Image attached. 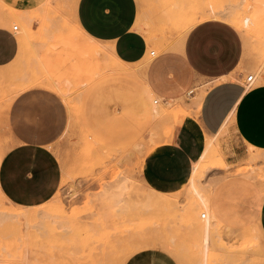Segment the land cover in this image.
Instances as JSON below:
<instances>
[{
  "label": "rangeland",
  "instance_id": "1",
  "mask_svg": "<svg viewBox=\"0 0 264 264\" xmlns=\"http://www.w3.org/2000/svg\"><path fill=\"white\" fill-rule=\"evenodd\" d=\"M78 3L47 0L40 9L28 12L12 6L10 10L0 0V19L13 16L21 29L23 51L47 43V35L53 36L47 44L46 57L53 61L49 66L41 59L34 61L31 48L13 73L10 66L0 70V157L12 144L7 116L20 92L47 85L58 89L67 110L69 107L66 129L52 147L62 166V185L53 199L39 206L55 209L58 215L29 229L23 224L22 238H3L0 226V264H125L148 248L167 251L178 264H199L202 254L194 222L205 220L201 213L206 210L194 211L196 220L186 218L185 206L194 198L187 187L189 177L175 190V196L150 194L153 187H173L148 183L142 157L129 148L135 131L144 125L125 113V100L133 95L132 87L141 88L142 78L108 70L103 47L95 45L72 16ZM210 8L223 11L240 31L244 41L242 82L246 83L248 74L256 78L250 88L246 84V91L263 84L264 0H142V31L151 42L149 49L158 52L170 47L185 36L187 18L194 12L209 13ZM15 10L27 15L30 22L17 17ZM34 20L40 22L39 33L33 29ZM109 60L117 65L116 59ZM93 62L101 75L85 88L97 73ZM62 83L69 85L63 90ZM206 85L203 92L210 86ZM186 100L185 109L197 120L202 99L195 103V97L189 96ZM145 110L144 105L142 112ZM166 111L165 115L170 110ZM163 119L151 121L157 129L163 127V136L169 138L181 122L175 118L158 125ZM234 122L235 115L227 130L216 137L214 156L201 178V187L214 200L221 222L213 237L210 264H264V231L257 218L264 199V149L243 144L232 127ZM184 125L199 135L197 126ZM98 130L112 141L107 143L91 133ZM205 134L208 142L216 135ZM119 192L127 203L115 204ZM8 209L30 212L37 208L14 206L0 195V211ZM235 215L239 217L236 222Z\"/></svg>",
  "mask_w": 264,
  "mask_h": 264
},
{
  "label": "crops",
  "instance_id": "2",
  "mask_svg": "<svg viewBox=\"0 0 264 264\" xmlns=\"http://www.w3.org/2000/svg\"><path fill=\"white\" fill-rule=\"evenodd\" d=\"M2 1L28 12L40 9L45 3V0ZM73 15L84 34L95 45L107 49L111 59L117 60L114 66L108 58V70L142 78L141 88L132 87L133 95L125 100L124 110L132 120H140L144 125L135 131L129 148L142 157L143 175L148 183L155 177L158 182L173 183L171 186L178 188L197 168L203 150L196 132L183 124H176L169 138L155 136L158 129L150 119V112H142V106L148 105L153 96L175 102L186 99L194 93V88L202 90L209 83L203 92L198 118H193L194 125L204 133L218 134L235 109L232 127L237 137L245 145L250 143L264 149V83L246 91L242 82L244 74L240 71L244 41L232 23L223 19L201 21L183 38L152 55L151 42L142 31V0H79ZM14 23L10 15L0 19V70L10 66L13 73L15 65L21 64L31 48L34 61L41 59L49 66L53 61L46 57L47 44L53 36L47 35V43L34 44L23 51L21 29L14 30ZM32 26L40 32L38 20ZM96 69V75L85 88L101 75L98 64ZM233 74L235 78H230ZM68 85L62 83L61 87ZM67 106L58 89L45 85L31 86L13 100L7 116L12 144L0 162V189L12 204L37 207L58 193L63 171L52 147L66 129ZM91 133L107 143L112 141L102 130ZM211 211L220 222L212 199ZM234 217L236 222L239 217ZM258 217L264 231V199ZM125 264L178 262L163 249L148 248L131 256Z\"/></svg>",
  "mask_w": 264,
  "mask_h": 264
},
{
  "label": "bare ground",
  "instance_id": "3",
  "mask_svg": "<svg viewBox=\"0 0 264 264\" xmlns=\"http://www.w3.org/2000/svg\"><path fill=\"white\" fill-rule=\"evenodd\" d=\"M46 1L47 0H45V2ZM72 2H75V0H71V3ZM8 7H9V5H8ZM213 8L212 9L210 8L211 11L210 12L208 11L209 13H202L200 15L198 12H194L192 17L189 16L190 18H187V20L188 19L189 20H188V23L186 25H184L185 20H184V23L180 24V25L185 26L186 33H187L190 29H192L196 24H198L201 21L208 20V19H225L226 20L225 16H223V14H225V13L222 14L223 11L219 12V11L215 10L216 8L215 9H213ZM218 9H219V7H218ZM10 10H11V8H10ZM147 12H146V15H148ZM226 13H228V12H226ZM15 14L17 17L22 18V20L25 23L30 22V18L27 15L21 14V13L19 14L16 12V10H15ZM172 20H174V16H173ZM226 21H228V20H226ZM25 25H27V24H25ZM26 27L27 26H25V29H27ZM108 46L110 47V49H112L110 45H108ZM101 52H103L105 54V56H107V58H111L107 49L105 50L103 48V50H101ZM154 53H155V51H154ZM33 73H31V74H33ZM27 74H29V73H27ZM31 74H30V76H31ZM31 77L33 78V76H31ZM35 77H36V75H35ZM40 82H41V80H40ZM255 82H256V78H255V81L253 83L248 85V88L251 87ZM200 88L201 87H198L196 89L194 88L192 90V91H194V93H191L188 95V97L189 96L195 97V99H196L195 103L197 102V100L199 101L203 97V91ZM195 93H197V94L194 95ZM175 102L174 101L164 102L163 100L159 99L158 97L153 96L150 99V101L148 102V105H145V106H146V110L148 112H150V117L152 120L160 121V120H162V118H164L163 121L158 123V125H162L163 122H167L170 119L179 118L178 120L181 122V124H183V125L188 124V125H191L192 127L195 126L194 120L192 119V117L189 115V113L185 109V105H188V101L185 98H183V99L177 100ZM9 105H10V103H9ZM166 110H170V111H169V113H167L165 115V113L167 112ZM234 114H235V109L227 117V119L225 120V122L221 128V131L214 136V139L212 142H208V140L206 139V134L202 130L199 129L198 130L199 132H197V133H199L198 136H199V138L203 144V150L201 153L199 164H198V166H196L197 168L195 169V171L192 173V175L189 177V179L187 181V187H188L190 193L194 196V198H193L192 202L189 201L188 204L185 206V216L190 221L191 220L193 221V220L197 219L195 214H194V211L198 210L199 208H204L206 210V212H204L206 214V217L203 218V219H205L202 221L203 223L200 221H197V220H196V222L198 224L196 222H194L195 226H197L196 228H197V232H198L199 248H200V252L202 254V257L200 258L201 264H210L209 255H210V250H211V247L213 244V237H214L216 229L221 228V223L216 220V218L214 217V215L212 214V211H211V195L208 194L209 193L208 191H207L208 193L206 192V190H207L206 187H205L206 190H204V188L201 187V181H202L201 178L203 177L206 168L209 166V164L212 161V158L214 156V151H215L214 142L216 141V137H218V135H220L222 132L224 133V131L227 130ZM159 129H158V132L156 133L157 134L156 137L161 138L163 136L164 130H163V127L160 130ZM173 131H174V128L172 129V132ZM2 157H0V162L2 160ZM152 179L154 180V182L162 184V185L173 184V183L158 182L155 177H152ZM122 185L124 187V182ZM156 189H157V191L154 192V190H156ZM177 189L178 188H170L169 186H163L162 188L153 187L152 189H150L151 190L150 194L158 193V194H163L165 197L168 195L169 196H175L176 192L178 191ZM175 190H177V191H175ZM211 193H212V191H211ZM0 195H1V198L6 199V197L2 193L1 189H0ZM121 195H122V192H119L116 195L117 199H116L115 204H120L123 201L126 202L127 199L124 200L125 198L123 199V197H121ZM176 204H178V202ZM14 206H16V205H14ZM41 206H43V205H41ZM31 208H37V209H34L33 211H30V212H21V211H18L16 209H8V210H1L0 211V226L2 227L1 234H3V238L4 237H10V236L22 238L23 231H24V228L22 227L23 224H25L26 227L29 229V227L30 228L34 227L36 225V223L43 222L46 218H50V217H54V216L57 217V215H58V213H56V210L52 209V208H47V207L39 208V206L31 207ZM202 214L203 213H201V217H202ZM192 225H193V223H192Z\"/></svg>",
  "mask_w": 264,
  "mask_h": 264
},
{
  "label": "built area",
  "instance_id": "4",
  "mask_svg": "<svg viewBox=\"0 0 264 264\" xmlns=\"http://www.w3.org/2000/svg\"><path fill=\"white\" fill-rule=\"evenodd\" d=\"M18 28H19V25L18 24H14L13 25V29L14 30H17ZM151 54L154 55L155 53L154 52H151ZM254 81H255V75L254 74H248L247 77H246V83H245V85L246 84H251ZM190 93H191V91H190ZM205 217H206V214L203 213L202 214V218H205Z\"/></svg>",
  "mask_w": 264,
  "mask_h": 264
}]
</instances>
